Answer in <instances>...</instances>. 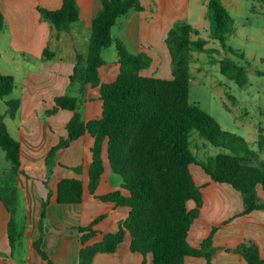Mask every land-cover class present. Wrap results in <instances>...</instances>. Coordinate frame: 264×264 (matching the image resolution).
Wrapping results in <instances>:
<instances>
[{
    "label": "trees",
    "instance_id": "1",
    "mask_svg": "<svg viewBox=\"0 0 264 264\" xmlns=\"http://www.w3.org/2000/svg\"><path fill=\"white\" fill-rule=\"evenodd\" d=\"M255 1L264 6V0ZM207 8L211 39L235 57L227 56L219 61L220 73L238 86L246 87L247 70L238 61L244 60L245 56L227 46L234 31V21L221 0H208ZM131 10H143L140 0H103L101 12L93 19L87 57L77 58L70 80L99 88L102 114L100 118L85 122L79 113H75L66 126L67 137L48 153V173L51 174L59 150L89 134L94 139L88 185L91 194H95L105 173V152L111 169L122 178L120 190L98 196V199L128 207L129 215L120 223L117 232L103 234L102 240L93 245L89 241L101 234L96 227L107 215L95 218L89 226L77 228L82 243L79 264H94L98 254L115 253L127 235L131 238V250L144 256L152 254L153 264H185L187 257H201L210 264L217 252L214 247L217 228H213L199 247L188 242L190 229L203 207L202 190L196 184L190 166L201 167L213 182L229 184L239 191L244 201L241 215H248L264 209L257 193L258 186L264 190V162L243 137L224 130L210 114L190 102L193 53L216 52L209 47V42L201 38L192 25L176 22L165 38L173 78L143 76L141 72L151 67L152 58L146 53L132 54L112 35L118 20ZM39 12L57 30H68L79 22L77 0H63L60 9L39 8ZM4 28L5 20L0 12V33ZM113 45L120 71L113 82L105 83L100 77V68L105 64L102 52ZM44 55L48 59L54 57L49 50H45ZM15 88V78L0 72V99L10 96ZM54 101L50 114L77 110L76 97L58 96ZM6 105L7 114L15 118L20 101L10 100ZM195 133L222 152L199 158L191 148ZM258 144L264 146L261 128ZM0 149L10 164L8 173L0 176V200L10 216L8 237L14 247L17 241L18 177L22 172L21 143L10 134L5 115L1 113ZM71 169L77 175L83 174V166ZM122 189L129 194L125 195ZM83 199L82 179L74 177L59 181V204H80ZM191 201L194 207L189 209ZM49 203L50 196L42 201L40 234L34 242L35 250L45 260L49 258L41 244ZM225 251L240 255L248 264H264L258 246L252 242Z\"/></svg>",
    "mask_w": 264,
    "mask_h": 264
},
{
    "label": "crops",
    "instance_id": "2",
    "mask_svg": "<svg viewBox=\"0 0 264 264\" xmlns=\"http://www.w3.org/2000/svg\"><path fill=\"white\" fill-rule=\"evenodd\" d=\"M140 2L143 10H131L126 16L121 17L112 29V35L120 39L132 54H149L152 57V65L141 72V75L156 77L155 74L162 69L159 66V53L163 52L168 58L170 56L165 38L176 22L188 23L192 19V26L199 32L201 29L210 30L207 10H203L207 8L208 0H200L202 9L199 10L197 18L195 13L191 12L190 0H140ZM221 2L229 12L233 9L239 10L242 4V0ZM62 3L63 0H0V12L5 20V28L0 33L4 38L0 42V52L2 54L10 52L12 55L23 57L22 61L14 60L19 62L20 69H23L21 97L15 99L20 101V107L15 118L5 115L10 134L21 143L22 172L18 177L17 241L12 247L8 237L10 216L0 200V264H50V262L79 264L82 243L77 228L89 226L95 218L107 215L96 227L101 234L89 241V244L93 245L102 240L103 234L117 232L120 223L127 219L130 211L128 207L115 206L114 203L98 199V196L120 190L122 184L119 175L114 172L107 174L106 152L105 173L101 183L95 194L89 191L91 148L94 145V139L89 134L73 142L68 148L59 150L51 174L48 173L46 162L48 153L62 138L67 137L66 126L75 113H79L85 122L100 118L102 114L99 88L83 85L79 80L72 85L69 84L70 86L66 83V91L63 93L48 95L39 89L46 82L54 81L58 87L60 80H70L77 58L79 56L86 58L82 55L84 52L88 54L92 21L103 8V0H77L79 22L71 25L68 30H57L53 24L41 17L39 8L58 10ZM255 5L258 9L254 14L259 17L264 15V6L259 2ZM261 31L264 32V27ZM157 44L162 50L157 48ZM49 49L53 50V59L44 57L45 50ZM119 71L118 60L117 65L113 67L105 62L100 68V77L103 82L110 83L117 78ZM102 72L107 78L112 79L105 81ZM163 74L162 79L173 78L172 73ZM72 89L78 92L77 95H73L78 99L77 110L70 111L71 114H66L68 110L50 114L55 98L72 96L69 95ZM81 111L84 112L86 119H83ZM6 116H9V120ZM59 117L64 120L61 125H58L59 121L54 120ZM260 128L264 131V124L252 129L256 133L247 130L250 135L249 141H246L259 153L260 161L264 162V147L258 144ZM7 164L4 166L0 159V176L8 173L10 164L8 162ZM78 166H83L82 175H77L71 169ZM190 171L193 173L192 165ZM201 171L195 170L192 175L196 184L201 187L203 207L199 218L190 229L188 242L193 247H199L213 228H217L214 234V247L217 252L210 264H248L240 255L225 251L235 249L244 242L256 244L261 257L264 258V209L241 215L244 210L242 194L229 184L213 182L202 168ZM74 177L84 182L83 202L75 205L59 204L57 202L59 181ZM122 191L125 195L129 194L126 190ZM257 193L264 203V190L261 186L257 187ZM49 196L45 234L41 244L42 250L49 258L45 260L35 250L34 242L40 234L38 226L42 201ZM193 207L194 203L189 202L188 208ZM94 264H153V256L133 252L131 238L127 235L115 253L98 254ZM185 264L208 262L201 257H187Z\"/></svg>",
    "mask_w": 264,
    "mask_h": 264
},
{
    "label": "rangeland",
    "instance_id": "3",
    "mask_svg": "<svg viewBox=\"0 0 264 264\" xmlns=\"http://www.w3.org/2000/svg\"><path fill=\"white\" fill-rule=\"evenodd\" d=\"M199 2L200 0H190V9L191 12L193 11L195 13V18L199 15V10L202 9ZM256 2L255 0H242L239 10L233 9L229 12L234 21V31L227 40V46L245 56L244 60L238 59V61L247 70L248 85L246 87L238 86L234 81L228 80L220 73L219 61L227 56H233L225 51L218 41L211 39L209 29H201L200 37L207 40L209 42V47L215 49L216 52H194L191 66L190 102L199 105L201 109L210 114L224 130L241 136L247 141H249L248 135H250L247 133V130H250L251 133H256V131H252V129H257L259 124H264V75L258 73H264V32L261 31L264 27V15L259 17L254 14L258 9L255 5ZM203 10H207L208 14V8H203ZM207 22L210 23L208 18ZM188 23L192 25L193 20L191 19ZM3 40L4 38L0 35V42ZM157 48L162 50L159 44H157ZM49 51L53 52V50L50 49ZM82 55L87 57V52L82 53ZM147 55L151 57L149 54ZM44 57L46 58L45 55ZM102 57L108 66L113 67L117 65L118 56L115 46L113 45L105 49ZM159 57V66L162 67V69L157 72L155 76L161 78L165 72L166 75L172 73L171 59L170 56L168 58L167 55H164L163 52L159 53ZM15 59H20V61H22L23 57L22 55H12L10 52H4L3 54L0 52V71L4 74L14 76L17 83L14 92L10 96L0 99V113L3 115H7L8 108L6 103L10 100L20 98L22 93L21 77L23 76V69H20L21 66L19 62H14ZM54 71H56V69H54ZM148 72L149 71H147V73ZM104 74L105 73L102 72V78L105 81H110L112 79L107 78ZM66 83L67 85L74 84L71 80L66 79L64 81L62 79L58 82V87L53 81L52 83L46 82L42 84L39 89L48 95L57 92L63 93L66 91ZM76 93L78 92L74 89L69 91V95H72L70 97H74L77 95ZM54 106L55 102L51 106V111ZM66 114H71V112L68 111ZM82 115L83 119H86L84 112ZM6 117V119L9 120V116ZM54 120L60 122L58 125L64 123V120H61L60 117ZM191 148L201 159L209 156H216L218 153L222 152V149L212 146L198 133L193 135ZM57 153L55 156L56 158ZM0 159H2L4 166L8 165L5 160V153L1 149ZM106 166L107 174L113 173L108 162ZM195 170L201 171V168L197 165H192L193 173Z\"/></svg>",
    "mask_w": 264,
    "mask_h": 264
}]
</instances>
